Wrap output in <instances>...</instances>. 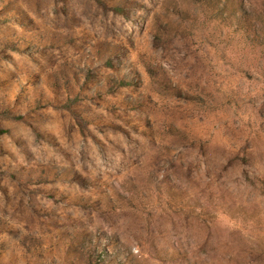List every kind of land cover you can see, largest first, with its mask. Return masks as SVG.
<instances>
[{
	"label": "rangeland",
	"instance_id": "rangeland-1",
	"mask_svg": "<svg viewBox=\"0 0 264 264\" xmlns=\"http://www.w3.org/2000/svg\"><path fill=\"white\" fill-rule=\"evenodd\" d=\"M0 264H264V0H0Z\"/></svg>",
	"mask_w": 264,
	"mask_h": 264
}]
</instances>
